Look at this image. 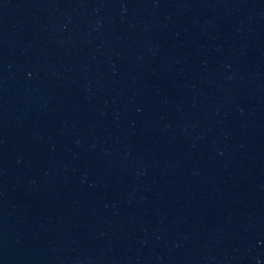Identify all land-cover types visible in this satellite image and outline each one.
Returning a JSON list of instances; mask_svg holds the SVG:
<instances>
[{"label":"water","instance_id":"obj_1","mask_svg":"<svg viewBox=\"0 0 264 264\" xmlns=\"http://www.w3.org/2000/svg\"><path fill=\"white\" fill-rule=\"evenodd\" d=\"M0 264H264V0H0Z\"/></svg>","mask_w":264,"mask_h":264}]
</instances>
